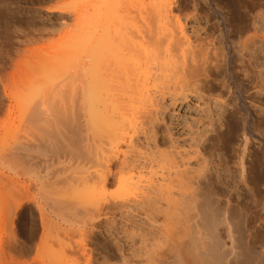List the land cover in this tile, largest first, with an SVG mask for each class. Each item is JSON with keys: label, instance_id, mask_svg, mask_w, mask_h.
Returning <instances> with one entry per match:
<instances>
[{"label": "rangeland", "instance_id": "obj_1", "mask_svg": "<svg viewBox=\"0 0 264 264\" xmlns=\"http://www.w3.org/2000/svg\"><path fill=\"white\" fill-rule=\"evenodd\" d=\"M211 1L186 0V9L191 12L189 13L191 17L186 19L185 29L194 37L208 36V40H213L210 46L216 44L215 49L220 48L224 61L228 63L226 72L231 79L229 77V81H226L225 74L220 73L217 77L218 85L208 90L196 88L190 91L187 87H182L178 75L174 74L176 68L155 66L153 69L155 74H153L156 80L153 81L152 98H146V103L144 100L134 101L126 103L123 107L126 119L133 124L131 128L136 130L126 127L124 132L128 136L134 134L132 146L130 145V148L125 146V141L127 142L129 137L123 135L125 139L122 138L121 145L119 142L115 148L114 144L111 146L110 142L105 141L106 139L100 141L98 138L94 144V147L98 146L96 147L98 149L95 148L97 151L93 146L90 149L96 153L90 154L92 152L89 150V154L95 155L96 158L99 157L97 152L100 154L109 148V151L113 148L112 153L114 149L119 150L114 151L117 160L113 157L110 162L105 158V161L100 158L94 160H98L100 163L98 164L102 166L110 165L112 169L119 163L117 162L121 159L119 156L122 158L125 156V160L127 158L128 161L126 164L132 167L131 170L130 167L126 170L129 169L134 178L136 176L131 182L137 181L130 185L138 189L139 183L144 185L142 192L141 188L137 191L135 187H131V192H138L131 197L132 203L128 200L126 206L121 203L123 205H119L121 206L118 207L119 209L110 208L112 210L110 212L107 198L112 197L116 185L108 176L107 180L110 182L104 183L105 190L101 189L103 186L100 188L103 185L102 175L106 177L108 173L106 167L104 170L102 166H98L96 160L95 162L93 159L85 160L80 153V142L77 138L75 140L76 136L72 135L68 138L61 136V131L67 124L64 118L58 115L53 118L52 114L51 117L47 115L46 120L42 116L39 117L40 119L37 117L38 119L28 121L26 114L33 103L37 102L36 100L43 98L41 94L49 92V89L56 94L61 90L59 94L64 96L74 92L72 88L75 82L70 80L68 85H72L69 90L67 81L65 82L67 78L65 74L59 75L61 77L60 79L57 77L58 80L54 79L57 74H53L55 77L51 79V67L54 66L51 64L55 61V65H58L56 60L60 57L59 54L63 55L65 46L73 44L75 39L81 38L80 35L86 34L87 40L93 38L97 28L96 0H0V176H4L0 177V264H147L150 261L149 256L155 252L164 251L169 254L170 252H166L165 245L161 242L164 219L162 210L165 206L162 198L167 195V188L173 184L169 180H176L183 174L187 177L188 171L194 174L190 170L186 172L185 167L198 169L206 161L208 168H211L210 171L220 167V175L215 171L212 172L214 182L219 186L214 198L215 203L222 207L234 206L235 212L238 210L242 216L245 215L244 217L249 219V222H253L254 226L258 225V235L261 236L259 239L264 241V0H256L254 8L245 7L248 10H244L250 19L244 23L243 36L240 32L238 34V31L233 34L230 21L222 23L221 18L212 14L210 16L209 13L213 8L222 7L228 11L238 6L239 1L244 0ZM156 2L157 0H136L129 8L128 21L135 29L133 30L135 34L134 32L132 34L140 37L139 34L142 32L140 30L143 27L141 18L145 15V10ZM198 7L201 9L198 12L200 19L205 16L211 18L210 21L203 19L202 23L198 20V16L193 15L195 11L192 10ZM222 24L225 26L223 27ZM250 35L254 36V41H251L252 38L243 46L244 38ZM75 48L73 47L71 51L69 49L67 54L64 53L66 57L77 54L79 51L74 50ZM52 54L58 56L56 60L53 59ZM79 55L80 53L71 56L72 60ZM58 67L55 66L57 70ZM55 68L54 70L58 72ZM62 78L64 80H61ZM58 81L59 85H57ZM55 85L58 87V92ZM63 86H66L65 90ZM50 95L53 98L54 95ZM58 97L56 104L63 99L61 95ZM70 97L72 98L73 94L72 96L70 94L68 99H71ZM68 99L70 105L75 104ZM61 102L62 105L60 106L59 103L58 106L64 108L65 100ZM56 118L60 119L59 123ZM62 120L65 125L64 123L61 125ZM45 121L48 122L47 125H44ZM49 125L56 129L50 128ZM45 126L48 127L41 129ZM58 126L61 128H57ZM51 132L54 134L52 135ZM218 132L221 137L217 139ZM72 137L74 142L71 140ZM244 137H250L248 143H245ZM66 138L68 141L71 140L69 143L72 144H69ZM20 143L24 146L19 145ZM26 144L29 148L25 147ZM101 146L104 148L101 149ZM124 150L128 153L123 152ZM195 150L201 154V158H196L200 160L199 164L195 162ZM107 152L105 155L109 153L107 156L111 158L113 154ZM104 153L100 155L101 158L105 156ZM107 156L106 158L110 159ZM104 162L105 164L107 162V165ZM242 163L244 165L247 163V167L250 166L253 185L247 183L240 175ZM100 170L103 172L101 176ZM177 170L183 173H178ZM171 171L179 175L175 173L172 175ZM65 178L67 183L75 184V190L82 187L81 184L90 190L88 202L90 210L87 205L89 213L86 212L87 210L83 211L84 216V213L67 212L62 205L67 200H78L79 195L76 193L79 192L63 193V197L60 195V198L54 195V200L51 202L48 196L50 193L48 188L51 187L49 183L56 181L54 186L59 188L65 185ZM86 178L88 180H85ZM138 178L148 183L139 182ZM149 181L152 183L155 181L156 185H152L151 182L149 185ZM69 183L68 185L71 184ZM98 189L104 192H99ZM224 189L228 193L224 192ZM71 190L73 189H68ZM21 192L27 196V199L25 198V201L23 199L21 206L17 207L14 205L17 198L16 200L14 198ZM139 192L140 194L144 192L143 197L146 198L143 199ZM100 194L104 195H102L104 202L100 201L102 198ZM134 199L137 201H133ZM198 199L202 200L201 197ZM50 202L55 208L60 206L59 208L63 207L66 211H60L61 209L57 211L58 208L57 210L53 208L52 211ZM81 217L88 221L83 218L82 221ZM255 244L256 247L263 246L264 249V242ZM109 248H114L113 252ZM110 252L115 255H110ZM152 252L154 253L151 254Z\"/></svg>", "mask_w": 264, "mask_h": 264}, {"label": "bare ground", "instance_id": "obj_2", "mask_svg": "<svg viewBox=\"0 0 264 264\" xmlns=\"http://www.w3.org/2000/svg\"><path fill=\"white\" fill-rule=\"evenodd\" d=\"M96 2H97V6H96L97 13L95 16V24L97 25V28L94 32L93 38L90 40H87L86 38L87 35L82 34L80 35L81 38L75 39L76 41L73 44H70V45L67 44L64 48L66 49L64 53H66L67 51H69V49L71 51V49L73 50V47L74 48L76 47L74 50L78 49L79 51L78 53H80L79 57L77 56L78 59L77 57H75L72 60V57L74 55H77L78 53L73 54V55L71 54L72 57L69 55L68 57H66L64 53L63 55L59 54L60 55L59 58H57L58 56H56L55 54H52L54 57L51 56L55 60L57 58L56 63H58V65L57 64L55 65V61H53V63L51 64V65H54L53 67H51L53 69V70L51 69L52 71L51 79L55 77L53 76V74L55 75L57 74L56 77L54 78L56 80H58L57 77H59L60 79V77L63 74H65V77L70 78L68 80L66 78L65 80V82L67 81L66 82L67 84L66 83L65 84L68 86L69 90H70L69 87H71L72 85V84L68 85L70 83V80L74 81L76 84V85L74 84L72 88L74 92L72 91L73 93H68L69 96L70 94L71 96L73 94L74 99L73 97L72 98L70 97L71 99H68L69 96H64V94H59L61 92L60 90V92L57 94L58 96L59 95H61V97L63 96L62 97L63 99H61V101L65 100L64 105L65 104L66 106L69 105V107L65 106L64 108H61L60 106L62 105L61 103L63 102L61 101H60L61 103L57 102L58 104L60 103L59 104L60 106H58V104H56V101H57V98L59 99V97L56 96L57 94L55 93V91L53 90L51 91V89H49L50 93L46 90L47 92H45L44 95H42L43 93L41 94V97L43 96V98L40 97L41 98L40 100L35 99L37 101L36 102L34 100L36 103L32 102L33 105L28 109L29 111H27L26 114H28L27 116L28 121H31L34 118L38 119L39 117H42V116L45 118L43 119L46 120V117H48L49 115L51 117L52 114H53L52 116L53 118L56 117L57 115L60 116L62 119L64 118L67 124L63 122V120L62 122L60 121L61 125H63L62 123H64V125L66 124L65 126L66 128L64 127L65 129L63 128L62 131L59 130L62 132L61 136L62 137L67 136V138L69 136L71 137L72 135L76 136L75 140L76 138L77 140H79L80 145H81L80 153L83 155L85 160L90 159L89 161H91L93 159V161L95 162L97 158L98 159L100 158L101 160L105 158L106 160H109L110 162L111 159L113 158L116 159L114 156L115 155L114 151L116 149H114L112 153L111 150L113 148L109 151L110 148L108 149L107 147L108 149L107 151L113 154L111 158L107 156L109 155L107 151L106 152L108 154L105 155L106 152L104 151V149L102 150L105 152V153L102 152L105 155L103 158H101L100 156L102 153L99 154V152H97V154L99 155V157L97 158L95 155H94L95 157L93 155H92L93 157L90 155V154L96 153L95 151L93 153V149L94 150L98 149L96 148L98 146L94 147L95 140L100 138V141L101 140L104 141L106 139L105 141L107 143L110 142L111 146L114 144L113 146L115 148V145L119 144L122 138L125 139L123 135L128 136V134L126 135L124 134V132L126 131L128 127L129 129L132 130L133 127L131 128V126H133V124H131L132 122L130 120L126 119L123 107L125 106L126 103H129V102H134V101L141 102L144 100V103H146L147 99H149L150 97L152 98L151 92H152V89H154L153 81L156 80V77H154L155 73L153 69H155L156 65L158 66L161 65L160 67L163 66V67H168V68H176V71H174L175 72L174 74L178 75L177 77H179L180 82L182 83V87H187L188 90L190 91L196 88L208 90L212 86L218 85L219 82L217 80V77H218V74L220 73L225 74L226 81H229L228 78L230 77L231 79V76L227 75L226 65L228 63L226 64V61H224L223 54H221L222 53L220 52L221 50L219 51L220 48L216 47L215 49L214 46L216 44L210 46V42L213 40L209 39L210 40L209 41L208 36L207 38L206 37L202 38L201 36L194 37L193 34L187 33L185 29V26H186L185 21L186 19L189 18L190 16L189 13L191 12L188 11L189 10L188 8L186 9L187 7L186 0H157L155 5L146 9L145 15H143L141 18L143 27L140 31H142L143 33L141 32V34H139L141 38L137 35L140 40H138L137 39L138 37L134 35L135 32L133 30L135 29L131 27V23L128 21L129 19L128 10L133 5V3L136 2V0H96ZM255 3H256V0H244L243 2L239 1L238 6L236 7L234 6V8L228 9V11H225L224 8L222 7V8H213V10H211V12L210 13L208 12V13L210 14V16L212 14L213 16L216 15L217 17L221 18L222 23L230 21L229 24L233 26V34L234 32L237 33L238 31V34L240 32L241 36H243L245 32V30L243 31L244 23H247L248 19H250L248 18V14L245 11L248 9H245V7L247 6L248 8H251V7L254 8ZM200 10L201 9L199 7L194 8L192 11H195V14L193 15L198 16L199 21L203 19H204L203 21H205V19L207 21L208 20L210 21L211 18L208 19L205 16H204L205 18L202 16L203 19H200L198 15L200 14L198 13ZM133 32L134 34H132ZM241 36L239 38H241ZM253 37L251 35L246 36L247 39L244 38V41L242 42L243 46H245L247 41L251 40ZM209 38H212V37L209 36ZM254 39L255 38H253V40L251 41H254ZM214 40L216 39L214 38ZM64 57H66V59ZM60 58L61 60H59ZM63 58L65 60H63ZM58 60L61 61L62 65ZM55 66L56 68L60 66L58 67L59 69L62 66V69L57 70ZM54 68L58 72H56ZM62 70L63 72L60 73V71ZM64 79L62 78L61 80H64ZM57 85H59V81ZM57 85L55 86L57 87ZM64 87L66 86H63V88ZM57 89L58 87L56 88V90ZM58 91L59 90H57V92ZM153 93H154V90H153ZM50 94L54 95L53 98ZM38 96H40V94ZM66 97L68 101L69 100L74 101L75 104L70 105L71 102H67ZM184 97H186V94H184ZM53 99L55 100V102ZM52 102L55 103L56 106L55 104H52ZM57 106L58 108L60 107V109L56 108ZM55 108H56V111L54 112ZM53 118H51L50 121H52ZM47 119L49 122V118ZM56 120H58V123H59L60 119L56 118ZM46 122L47 121H45L44 125H47ZM50 124H52V122ZM54 125H58V124H54ZM47 127L46 126L44 128L41 127V129L44 130ZM49 127L51 128L52 125H49ZM134 127L136 128L135 124H134ZM52 128H55V127H52ZM57 128H61V127L58 126ZM55 129L54 131H56ZM247 129H250V128H247ZM64 130L67 133H69V135H67V133L64 132ZM51 131L53 130L51 129ZM59 131H58V135L60 133ZM63 132L66 134H64ZM48 134L49 133H47V135ZM51 134L53 135L54 133L51 132ZM63 134L65 136H63ZM132 135L134 136V134H130L128 136L129 138H127L128 141L127 142L125 141V144H126L125 146L127 148H130L129 146L132 144ZM216 137L217 139L221 137L220 132H218ZM73 138L74 137H72L71 140ZM58 139L59 138H57V140ZM248 139H250V137L249 138L244 137L245 143H248ZM60 140L61 139H59V141ZM29 142H28V145H29ZM121 143L122 142H120V145ZM19 145L24 146L21 143ZM28 145L25 147L29 148ZM21 146L19 147L21 148ZM92 146H93V149L90 150ZM109 147H110V144H109ZM100 148L102 149L104 147L101 146ZM89 150L92 153L89 154L90 152ZM116 151H119V150H116ZM123 152L128 153L127 150L126 151L124 150ZM195 152H194L195 159L201 158V154L199 153V151L195 150ZM115 153L117 154V152ZM126 153L124 155H126ZM88 155L90 156L88 157ZM106 156L109 157L110 159L106 158ZM121 156H123V154ZM243 156H244V153H243ZM94 158L96 159L94 160ZM119 158H118L119 161H117L119 163H117V165L115 164L116 166L112 169H110L111 168L110 165H108L107 167L99 165L100 164L99 161L96 160L97 161L96 163L97 164L99 163L98 166L99 167L102 166L101 168H103L104 170L106 167L107 169L106 173L108 172L106 174V177H103L102 175L101 177L102 180L99 178L103 184L100 186V188L103 186V188L101 189H104L105 188L104 183L110 182V181L112 183L114 182V185H116V188L114 189L115 191L112 197L111 196L110 197L108 196L109 198L106 197L107 200L109 199L108 200L109 204H107V206L109 205V210L110 208L112 209L116 207L118 208L119 205H121V203H123L124 206H126L128 202H131V197L133 196V194L136 195L138 193L137 191L138 190L140 191L141 189H142L141 192L144 191V185L142 186L141 185L142 183L141 184L139 183V182L144 183V181H142L141 178L140 179L138 178L139 179V182H138L139 189L134 186L136 190L138 189L136 191L137 193L136 192L133 193L130 191L131 187H133V185H130V184L132 183L131 180L134 178V175L133 173H130L129 169L128 170L126 169L127 167H130V170H131L132 167L126 164L128 161H126L127 158L125 160V156L123 158L119 156ZM193 159H192V162H193ZM189 160L190 159H188V161ZM203 161L205 162L206 160L204 159ZM184 162H187V161H184ZM184 162L183 164H185ZM195 162L196 163L198 162L199 164L200 160L196 159ZM105 165H107V162ZM246 165L244 164L242 165L241 174L240 173L239 174L242 175L243 179L247 183L249 184L251 183L253 185L254 179L250 175L251 168H249L250 166L247 167ZM183 166L185 167V165ZM197 167H199V165ZM103 169L102 171L104 172ZM185 169H186V172L190 170V172L193 171L194 174H192V172L190 174L188 171L187 177L185 176V174H183V176L185 177L180 175L179 177L176 178V180H169V182L172 181L170 183H173V184L170 187L168 186L169 188H167V191H166L167 195L164 196L163 194L164 198H162V200L164 201L163 204H165V206L163 207L164 210L161 209L162 212H164L162 213L164 215V219L162 218L163 224L161 223L163 225L161 229L162 235L160 234L162 237L161 242H162V245H165L164 248L166 252L169 251L171 254L170 253L168 254V252L165 253L163 250H162L163 252L161 253L155 252V254H153L154 252H152L151 254L153 255L149 256L150 261L148 260L149 263L147 262V264H264V249L262 248L263 246L256 247L257 245L255 244L258 242H261V244H263L264 242V241L262 242V239L261 240L259 239L261 236L258 235L259 234L257 231L258 225L257 227L254 226L252 224L253 222L252 223L249 222L248 221L249 219H247V217H244L245 215L242 216V214H240L238 210L235 212V210L233 209L234 206L233 207H222L218 205L217 203H215L214 198L216 196L219 186H217V183L214 182L212 172L215 171L217 175H220L221 174L219 170L220 167H217L213 169V171H210L211 168H208L207 161H206V163H204V165H202V167L198 169L193 168L192 170L189 167H185ZM103 172H101L99 175L101 176ZM180 172L181 174L183 173V171L181 170L178 173ZM173 173L175 172H172L170 174L174 175ZM178 173H175V174L179 175ZM172 175L170 176L172 177ZM100 176H97V177H100ZM108 176L110 178V181L107 180ZM0 177H4V176L1 175ZM172 178H175V176H173ZM85 180H88V179L86 178ZM62 181L64 182V180ZM65 181H66V178H65ZM151 181H149V185H151L152 183ZM55 182L56 181L52 182L54 184L49 183L51 187H49L50 189L48 188V190L51 193V195L50 193L49 195L47 193V195L51 199V202H53L54 200V197H53L54 195L55 197L58 195V197L60 198L61 197L60 195H62L63 197V193L68 194V192L70 193L72 191L79 192V193H76L79 195V197L77 196L78 200L76 201H73L72 199L69 201L67 200V201H64L62 205L66 208L67 212L69 211L76 212L78 214L84 213L83 214L84 216L85 212L83 211H86L88 209L86 207L88 205V202L90 201V193H91L90 190L84 184H81L82 187L80 188L78 187L79 189L77 188L75 190L74 189L76 188L75 184L74 183L72 184L70 182L73 185L72 187V185L69 182L68 183L70 185H68L67 181H66L67 183L66 188H65L66 183L65 185L64 184L62 185L63 188L62 187L56 188V186H54ZM101 182H99V184ZM136 182L133 181V183H136ZM145 183H148V181ZM153 183L152 185H156L155 181ZM140 185L143 188L140 187ZM149 185L148 186L145 185V186L150 187L152 189L155 188ZM68 189L69 190L73 189V190L68 191ZM145 189H148V188H145ZM225 189H224V192H226ZM98 190L99 192L100 191L104 192L103 190H100V189ZM141 192H139V195H142L143 197L144 192L143 194H140ZM150 192L148 191V193ZM22 193L23 192L18 193L19 196L17 194V196L14 198L15 200L17 198L18 200V201L17 200L14 201V205H17V207L21 206V201L23 199L24 201H25V198L27 199V196ZM162 193H164V191ZM102 195L100 194L101 197ZM200 197L202 199L201 201L198 199ZM144 198L146 197H143V199ZM100 199H101L100 201H102L103 197ZM133 201H135V199ZM225 201H224V204H225ZM15 202L17 203L15 204ZM141 202L142 201H140V203ZM47 203L49 204V202ZM102 204L103 203L101 202V205ZM59 207H56L58 208L57 210L52 205V203L50 205V208H52V211H53V208L54 210L56 209L57 211H59V209H61L60 211L65 210L63 207L62 208H59ZM89 210H90V206H89ZM111 211L112 210H110V212ZM86 212L89 213L88 210ZM82 218L83 220L86 219L84 217H81V220ZM85 221H88V220H85ZM83 235H86V234H83ZM161 242L158 241V243H161ZM116 247H118V245ZM113 249H111L110 251L113 252ZM112 254L113 253H111L110 255Z\"/></svg>", "mask_w": 264, "mask_h": 264}]
</instances>
